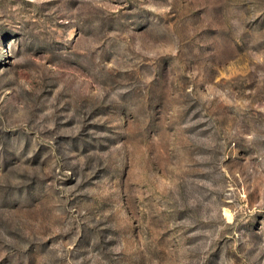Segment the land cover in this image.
Returning a JSON list of instances; mask_svg holds the SVG:
<instances>
[{"label":"rangeland","instance_id":"1","mask_svg":"<svg viewBox=\"0 0 264 264\" xmlns=\"http://www.w3.org/2000/svg\"><path fill=\"white\" fill-rule=\"evenodd\" d=\"M0 264H264V0H0Z\"/></svg>","mask_w":264,"mask_h":264},{"label":"bare ground","instance_id":"2","mask_svg":"<svg viewBox=\"0 0 264 264\" xmlns=\"http://www.w3.org/2000/svg\"><path fill=\"white\" fill-rule=\"evenodd\" d=\"M227 216L229 217V215L227 214Z\"/></svg>","mask_w":264,"mask_h":264}]
</instances>
